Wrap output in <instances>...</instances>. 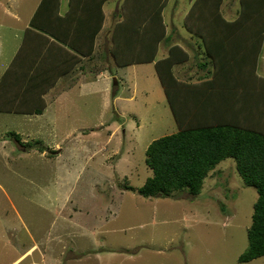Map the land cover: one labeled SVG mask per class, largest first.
Instances as JSON below:
<instances>
[{"label": "rangeland", "instance_id": "rangeland-1", "mask_svg": "<svg viewBox=\"0 0 264 264\" xmlns=\"http://www.w3.org/2000/svg\"><path fill=\"white\" fill-rule=\"evenodd\" d=\"M21 1H14L15 7H22L21 19H25L16 25L17 29L29 18L35 4V0ZM122 1L109 4L108 22L93 56L96 58L90 60L89 69L103 72L107 79H92L85 90H74L75 87L64 93L61 88L54 89L45 97L49 107L40 116L0 112V264H10L29 248L31 234L40 242L50 238L47 233L51 228L67 229L50 206L56 200L61 205V199L68 194L80 209L90 207L92 213L107 218V223L98 224L93 219L86 222L84 213L81 214L79 219L86 231L99 225L106 231L117 227L118 246L130 245L129 251L118 247L116 256L101 252L106 256L102 264H264V257L239 263V257L249 247L248 230L258 193L243 184L233 159L222 162L210 174L197 197L181 192L168 198H144L138 193L153 175L145 162L149 145L178 132V126L152 64H137L135 73L134 67L124 69L128 79L116 72L118 66L110 48L115 26L125 22L126 7ZM162 1L155 4V10L165 6L164 39L158 59L168 56L172 47L177 49L174 53L179 62L183 53L189 55L187 62L176 63L174 74L179 85L174 89L204 87L205 81L215 77L216 72L221 77L226 75L224 71L239 74L233 60L236 58L227 49L237 35L228 29L224 32L225 24L220 21L236 20L241 0H223V18H212L219 24H208L209 33H214L208 48L211 47L217 60L209 58L205 43L197 45L195 36L186 28L200 26L197 17L187 18L190 11L201 5H195L193 0H166L167 5ZM3 4L6 0H0V22L3 19L7 22ZM155 19L143 14L138 27L150 31ZM3 40L0 76L15 46L14 36H4ZM261 52L258 63L248 68L262 79L264 44ZM225 57L229 60L220 67L218 62ZM99 63L101 67H96ZM200 63H206L208 69L201 68ZM93 76H97L96 72ZM116 96L123 100L114 103ZM118 110L122 112L121 118ZM9 132L20 134L24 146L13 140ZM28 144L34 145L33 148ZM52 151L57 155L50 160L48 154ZM129 187L134 190H128ZM72 231L79 236L77 228ZM87 234L93 239L91 232ZM102 246L113 248L107 242ZM46 255L47 264H55L61 253L46 252ZM81 258L66 260L71 263H66L65 257L61 259L66 264H89L85 256ZM30 262L46 263L39 253L31 254L23 264Z\"/></svg>", "mask_w": 264, "mask_h": 264}, {"label": "trees", "instance_id": "trees-1", "mask_svg": "<svg viewBox=\"0 0 264 264\" xmlns=\"http://www.w3.org/2000/svg\"><path fill=\"white\" fill-rule=\"evenodd\" d=\"M106 1L70 0L64 14L61 0L41 1L31 19L28 36L8 70L0 76V112L32 115L44 112L47 107L44 95L58 79L54 68L66 71L70 62L67 55L74 57L75 66L83 57L95 53L97 37L104 26ZM160 1L125 0V22L115 26L110 48L118 67L155 62L157 76L178 126V132L149 145L145 162L153 175L138 193L144 198H168L181 192L197 197L210 174L222 162L233 159L243 184L258 193L248 230L249 247L239 257V263H249L264 257V78H257L248 68L258 63L262 53L264 0H241L239 15L234 21L223 18V0H193L201 7L190 11L187 20L197 17L196 23L200 26L193 21L195 26L186 28L195 36V43L203 41L208 48L209 38L214 35L209 33L208 24L219 23L212 18H223L220 21L221 25L225 24L223 31L228 29L237 35L227 49L237 59L233 60L239 74L234 75L230 70L224 71L226 75L221 77L216 72L215 77L205 81L204 87L187 86L181 90L174 89L179 85L174 67L187 62L189 55L183 53L179 62L174 53L177 49L172 47L168 56L158 59L164 39L165 6L155 10V4ZM162 4L167 5L166 0ZM143 14L156 17L150 31L138 27ZM208 49L209 58L216 59L211 47ZM226 60L229 59L225 57L218 62L220 67ZM199 65L207 66L206 63ZM9 136L24 146L21 135L9 132ZM39 150L44 152L42 148Z\"/></svg>", "mask_w": 264, "mask_h": 264}, {"label": "crops", "instance_id": "crops-1", "mask_svg": "<svg viewBox=\"0 0 264 264\" xmlns=\"http://www.w3.org/2000/svg\"><path fill=\"white\" fill-rule=\"evenodd\" d=\"M14 1H21V0H6V4H8V6L5 4H3L4 7V12L3 15H6L8 18V21L6 22L4 19L0 22V41H2V43L0 42V44H4V36H14V43L15 46L13 48V52L10 56H8V60L6 62L7 67L2 71L1 75L8 70V68L10 67V63L11 61L15 58L16 54L18 53V50L20 48V46L22 45L25 37H27V30L30 29L31 27V19L33 17V15L35 14L37 8L39 7L40 3L42 0H35V4H34V8L29 16V18L26 20V22H24L19 29L16 28V25L18 23H22L24 20L21 19V10L22 7H15V3ZM125 0H123L122 2H124ZM22 2V1H21ZM113 2H117L118 0H107L104 3L103 6V11L105 14V21H104V26L103 29L101 30V32L99 33L98 37H97V43H96V50L99 49V44H100V39L102 36V33L106 27V24L108 22V12H109V4H112ZM2 6V5H1ZM9 6H11L9 8ZM70 6V0H61V13L64 14ZM23 11V10H22ZM9 19H11V21H9ZM219 24V23H217ZM4 30V32H3ZM199 42H201L199 40ZM197 44V42H196ZM186 45V44H185ZM197 46V45H196ZM2 47V45L0 46ZM95 56V54H93L90 57H83L81 59V61L73 66L74 64V57L70 54L67 55V58L70 60V62L68 63V68L66 71L61 70V67L58 68H54L55 69V73L56 76H58L56 83L50 88V90L44 95V98L50 93L52 92L54 89H62V92L66 93V92H70L72 89L74 90H85L86 88L88 89L90 84V81H92V79H95L96 81L101 80V79H107L106 77H103L104 74L103 72H98L97 71H93L92 69H89L90 67V60L91 58L92 61H94L93 57ZM142 64H147V63H142ZM149 64H152L155 68V62H151ZM102 64H98L96 67H101ZM137 64L134 65H130V66H126V67H118L117 69V73L118 74H123L126 75V78L128 77V72H125L124 69L129 68V67H134V73L136 71L135 66ZM67 66V65H66ZM177 66V65H176ZM175 66V67H176ZM179 66V65H178ZM174 67V68H175ZM106 69V68H104ZM156 71V69H155ZM94 72H96L97 76H93ZM128 79V78H127ZM134 91L137 92L136 89V83H134ZM73 90V91H74ZM46 100V98H45ZM123 100L120 96H116L114 103H116L117 101L120 103V101ZM130 100H133L132 98ZM47 103V101H46ZM119 106V104H118ZM48 103H47V107L48 108ZM46 109L44 110V112L46 111ZM119 113L121 112V110H118ZM43 112V113H44ZM42 113V114H43ZM6 114H21V115H26V116H40V115H32V114H25V113H6ZM118 116L121 118L122 116V112L120 114H118ZM18 134V133H17ZM20 135V134H19ZM7 143V141H5ZM44 154V153H43ZM46 154V153H45ZM42 155L45 156L46 155ZM59 154V153H58ZM57 155V154H56ZM56 155H52L50 156V160L54 159V156ZM1 188V186H0ZM71 193V192H70ZM75 199H73L69 194L66 195L65 198L61 199L62 204H59V201L56 200L57 203L53 204L52 206H50L52 209L55 210V214L57 215L58 218H62L63 221L66 223V227L67 229H61V231L56 230L54 228L50 229V232L47 233V236L50 237L47 240H40V242L38 241V237L34 236L32 237L31 234V246L29 248H27L26 250H24L23 252H21L10 264H23L26 260H28L33 255H36V253H39L41 256L42 261H46V263H40V264H47V255L46 252H59L61 253V256H59V258L56 260V262L53 263H57V264H66V263H71L70 261H74V259H83L81 257H84L87 260V262L89 264H95L92 263L93 261H96V264H102V262L105 261L106 256H102L100 253L101 252H110L112 254L118 255V247L119 249H121V251H129L130 249V245L128 244H120L118 246V228L114 227V229L111 230H105L103 226H97L94 227L92 229L87 230L88 232H91V234L94 236L93 239H91V237H89V235L87 234V231L85 228H83V222L81 223L80 221V216L81 214L84 213V220L86 222L91 221V219L93 220H97L98 224L101 222V224H103V222L105 221L107 223V218L103 219L98 213H92L90 207H86L83 209L79 208L76 206L75 204ZM71 226V227H69ZM69 227V229H68ZM75 228H77L79 230V236H76L75 232L72 230H75ZM83 228V229H82ZM102 228V230H101ZM104 229V230H103ZM70 231V232H69ZM88 238V242L87 239ZM95 241V242H94ZM92 242V243H91ZM106 242L111 245L113 248H110L111 250H108L107 248L103 247L100 248L102 244H106ZM89 244H91L90 246H92L91 248L89 247ZM99 247V248H95V247ZM135 250V249H134ZM133 250V251H134ZM87 254V255H86ZM120 256H124L123 254H120ZM62 257H65L64 261L66 262V260H70L69 262H62ZM101 262V263H100ZM28 264H38L36 262H30Z\"/></svg>", "mask_w": 264, "mask_h": 264}, {"label": "water", "instance_id": "water-1", "mask_svg": "<svg viewBox=\"0 0 264 264\" xmlns=\"http://www.w3.org/2000/svg\"><path fill=\"white\" fill-rule=\"evenodd\" d=\"M115 84H116V80H115Z\"/></svg>", "mask_w": 264, "mask_h": 264}]
</instances>
